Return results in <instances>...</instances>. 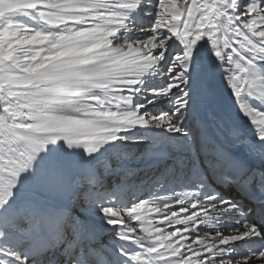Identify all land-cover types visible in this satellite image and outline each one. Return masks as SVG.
I'll use <instances>...</instances> for the list:
<instances>
[{"label": "snow or ice", "instance_id": "6c2138e0", "mask_svg": "<svg viewBox=\"0 0 264 264\" xmlns=\"http://www.w3.org/2000/svg\"><path fill=\"white\" fill-rule=\"evenodd\" d=\"M0 264H264V0H0Z\"/></svg>", "mask_w": 264, "mask_h": 264}, {"label": "bare ground", "instance_id": "6f19581e", "mask_svg": "<svg viewBox=\"0 0 264 264\" xmlns=\"http://www.w3.org/2000/svg\"><path fill=\"white\" fill-rule=\"evenodd\" d=\"M222 103L226 106H229L230 110H235L237 115H238V110L235 109V105L230 101L229 97L227 95H223L222 96ZM237 123L245 130V131H249L250 130V126H249V121L247 120V118L241 117ZM133 150H135V146H132ZM179 191V190H177ZM161 195H164L163 193ZM108 235L106 234L103 230V227L100 226V238L102 240H107L108 239Z\"/></svg>", "mask_w": 264, "mask_h": 264}]
</instances>
